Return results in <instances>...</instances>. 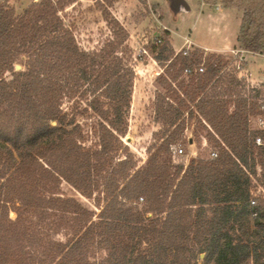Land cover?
<instances>
[{
	"label": "trees",
	"instance_id": "obj_1",
	"mask_svg": "<svg viewBox=\"0 0 264 264\" xmlns=\"http://www.w3.org/2000/svg\"><path fill=\"white\" fill-rule=\"evenodd\" d=\"M76 1L40 0L17 15L0 0V264H264V202L250 205L251 176L264 164L250 124L258 104L239 95L236 77L218 92L224 58L212 55L203 65L198 48L176 55L166 30L150 47L159 63H170L159 80L166 93L155 100L162 126L155 136L163 143L135 170L124 144L135 81L128 32L102 4L114 37L99 50L81 49L59 14ZM223 3L243 12L241 49L264 54V0ZM201 66L204 73H196ZM65 99H78L97 117L90 145L76 117L64 112ZM191 107L218 157L192 160L185 170L160 157L183 140ZM62 180L86 197L103 195L97 220L59 196ZM62 230L70 232L66 242L54 238Z\"/></svg>",
	"mask_w": 264,
	"mask_h": 264
},
{
	"label": "rangeland",
	"instance_id": "obj_2",
	"mask_svg": "<svg viewBox=\"0 0 264 264\" xmlns=\"http://www.w3.org/2000/svg\"><path fill=\"white\" fill-rule=\"evenodd\" d=\"M7 1L16 14L19 15L33 2H39L40 0ZM108 1H113L112 5H109ZM188 1L192 6V12L185 17L186 20L183 24H181L183 16H179L178 20L176 18L173 22L169 21V15L164 9L163 0H77L59 13L75 36L78 45L85 51L99 50L114 37L113 26L110 24V19L112 18L117 19L128 32L129 37L126 44L129 50V59L135 70V81L129 112V129L127 136L124 138V144L134 156L137 166L135 170L144 169L151 156L157 153L163 143V140H156L155 136L162 128L155 121V100L158 92L166 93L163 87L159 85V80L161 75L164 76L166 74L167 66L170 63H159L151 53L150 47L154 44L156 37L164 36L166 30L171 33L170 41L176 55L185 50L192 52L198 48L205 53L203 55V65L212 55L222 56L225 66L219 77H223L224 85L218 88V92L223 94L228 88V82L236 77L241 81L242 85L236 88L239 95L243 98H248L251 104L257 103L259 106L256 113L250 116V120L256 119L262 112L261 106L264 105V82L253 81L254 77L252 80L251 73L264 76V57H253L251 56L252 52L241 49L238 38L241 34L243 12L238 7L225 8L223 0ZM102 4L110 13V21L107 20V17L102 12ZM220 9L228 10L233 16L232 21L222 24V28L220 27L221 24L218 23L219 21H216L214 24L221 28L222 34L226 39H230L235 44L234 50L228 52H208L195 47L194 44H191L190 39H193L195 36L194 30L197 25V19H200V13L203 11L205 15L208 12H218ZM204 23L210 27L213 22L208 17ZM196 34L201 42L208 41L210 38L204 30L200 34ZM246 55L248 56L250 64V68L248 69L250 71L247 70V62L243 58ZM238 67H241L244 71L240 72ZM246 74L249 76L248 79L244 77ZM6 77L9 79L11 75L8 74ZM215 84L217 83H211V87L208 89L209 93ZM176 90L179 92L178 89ZM256 91L261 92L260 98L251 99V97L255 96ZM179 94L181 95V92ZM224 99L235 100L236 97H226ZM236 105L237 103H234V101L227 105L230 114L234 112ZM62 108L64 112L70 113L71 117H76L77 124L82 126L83 132L87 137L88 145L94 142L96 137L94 127L97 117L91 111H86L85 103H81L78 99L72 101L65 99ZM189 110L195 111V118L191 119ZM184 114L187 125L184 137L182 141L174 144L173 147L185 149L187 155L177 158V162L174 163L171 149V156L162 154L160 160L170 166H183L186 170L192 160H209L211 153L213 151L218 152V149L215 148V144L209 139L208 131L202 127V124L207 125L206 122L201 120V124L198 121L197 118L200 120V117L196 108L191 107L185 110ZM53 125H56V122H53ZM174 170L175 168L172 169V171ZM58 190L59 196L65 199L76 200L84 208L94 213L95 220L98 219L101 212L98 200L99 198H103V195L99 191L89 198L64 180L60 182ZM105 205V202H101V206ZM11 206L9 218L16 220V209L13 205ZM139 206L141 210L145 209L144 202L141 199ZM147 217H151V214H148ZM69 234L68 230H62L59 234L54 235V238L66 242Z\"/></svg>",
	"mask_w": 264,
	"mask_h": 264
},
{
	"label": "crops",
	"instance_id": "obj_3",
	"mask_svg": "<svg viewBox=\"0 0 264 264\" xmlns=\"http://www.w3.org/2000/svg\"><path fill=\"white\" fill-rule=\"evenodd\" d=\"M211 18L212 20V24L211 26H207L205 25L204 22H206L207 18ZM232 14L227 10H222L220 9L218 12L215 13H211L208 12L207 14H203V11L200 13V19H197V25L195 27V36L193 39H190L191 44H194L195 47H199L201 49H204L208 52H228L230 50H234L233 47L235 46V44L230 40V39H226V37L222 34L221 28H222V24L224 23H230V21H232ZM216 21H219L218 23H220V27L216 24H214ZM218 27V28H217ZM204 30V32L207 34L208 37H210L208 39V41L205 42H201L200 39L197 38V34H200V32H202ZM251 56L253 57H264V54H259V53H253L251 54ZM243 58L245 59V61L247 62V70H249L248 68H250V64H249V60H248V56H243ZM250 71V70H249ZM251 79L254 80L253 81H257L259 83L264 82V76L262 77L261 75H255L253 73H251Z\"/></svg>",
	"mask_w": 264,
	"mask_h": 264
},
{
	"label": "built area",
	"instance_id": "obj_4",
	"mask_svg": "<svg viewBox=\"0 0 264 264\" xmlns=\"http://www.w3.org/2000/svg\"><path fill=\"white\" fill-rule=\"evenodd\" d=\"M188 52H189L188 50H185L183 54L186 56L188 55ZM238 70L240 72L244 71L241 69V67H238ZM204 71L205 69L203 66L195 70L196 73H200V74L204 73ZM191 73H192L191 68H187L185 70L186 75L191 74ZM244 77L248 79L249 76H247L246 74ZM261 107H262V112L260 113V115L256 117V119L252 121L250 120V123L252 124L251 129L258 133V135L255 138V144L258 147H264V105ZM171 149H172L174 163L177 162L176 161L177 158H182L187 155L185 152V149L183 148H177V147L172 146ZM217 157H218V153L216 151H213L211 153L210 159H216ZM251 178H252V189H251L252 197H251L250 205L253 208H257L261 201L264 202V164L257 165L256 175L251 176ZM253 216L257 217L258 211H255Z\"/></svg>",
	"mask_w": 264,
	"mask_h": 264
},
{
	"label": "water",
	"instance_id": "obj_5",
	"mask_svg": "<svg viewBox=\"0 0 264 264\" xmlns=\"http://www.w3.org/2000/svg\"><path fill=\"white\" fill-rule=\"evenodd\" d=\"M163 6L169 15L170 22H173L176 18L178 20L179 16H183V19H181V24H183L186 20L185 17L192 12V6L188 0H163ZM16 70H21V66L17 65ZM203 257L204 255H202Z\"/></svg>",
	"mask_w": 264,
	"mask_h": 264
}]
</instances>
